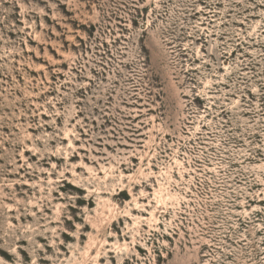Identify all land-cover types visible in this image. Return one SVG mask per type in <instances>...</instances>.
Listing matches in <instances>:
<instances>
[{
  "label": "rangeland",
  "instance_id": "1",
  "mask_svg": "<svg viewBox=\"0 0 264 264\" xmlns=\"http://www.w3.org/2000/svg\"><path fill=\"white\" fill-rule=\"evenodd\" d=\"M0 264H264V0H0Z\"/></svg>",
  "mask_w": 264,
  "mask_h": 264
}]
</instances>
